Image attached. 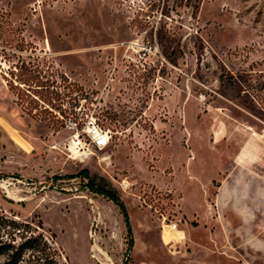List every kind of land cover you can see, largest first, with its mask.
<instances>
[{"label": "rangeland", "instance_id": "1", "mask_svg": "<svg viewBox=\"0 0 264 264\" xmlns=\"http://www.w3.org/2000/svg\"><path fill=\"white\" fill-rule=\"evenodd\" d=\"M0 264H264V0H0Z\"/></svg>", "mask_w": 264, "mask_h": 264}, {"label": "built area", "instance_id": "2", "mask_svg": "<svg viewBox=\"0 0 264 264\" xmlns=\"http://www.w3.org/2000/svg\"><path fill=\"white\" fill-rule=\"evenodd\" d=\"M67 128L77 132L76 141L78 140L79 137L78 130H80L81 133L86 135L90 147L95 150L105 149L108 146L111 139L110 132L108 130L99 127L93 118H89L86 121H84L82 128H78L77 123L69 121L67 123ZM74 145L75 147L80 146V143L77 141V143H75Z\"/></svg>", "mask_w": 264, "mask_h": 264}, {"label": "trees", "instance_id": "3", "mask_svg": "<svg viewBox=\"0 0 264 264\" xmlns=\"http://www.w3.org/2000/svg\"><path fill=\"white\" fill-rule=\"evenodd\" d=\"M86 175H87V173L85 171H83V172L80 173V176L81 177H84ZM89 187L94 192L100 193V194L106 196L110 201H112L113 203H115L117 205V207L119 208V210L121 212V215H122V217L124 219V223H125V227H126V231H127V237H128L127 253H128L129 250H130V248H131V245H132V238H131V230H130V226H129L128 218H127V213H126V210H125L124 205L122 203H120L112 193L106 192L103 189L95 188L94 187V184H93V181H90L89 182Z\"/></svg>", "mask_w": 264, "mask_h": 264}, {"label": "bare ground", "instance_id": "4", "mask_svg": "<svg viewBox=\"0 0 264 264\" xmlns=\"http://www.w3.org/2000/svg\"><path fill=\"white\" fill-rule=\"evenodd\" d=\"M11 136H12V138L15 140V142L16 143H18L20 146H22V147H24V143H23V141L19 138V136L15 133V132H13V131H11ZM7 193V192H6ZM15 196V195H14ZM174 228V227H173ZM171 229V228H170ZM172 234H176V232L175 231H173V230H166L165 232H164V235H163V240H164V243L165 244H168L169 242H170V240H171V237H172ZM175 237V236H174ZM178 237H179V235H178Z\"/></svg>", "mask_w": 264, "mask_h": 264}]
</instances>
